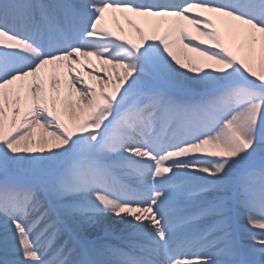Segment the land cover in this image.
Listing matches in <instances>:
<instances>
[{
    "label": "snow or ice",
    "instance_id": "1",
    "mask_svg": "<svg viewBox=\"0 0 264 264\" xmlns=\"http://www.w3.org/2000/svg\"><path fill=\"white\" fill-rule=\"evenodd\" d=\"M0 264H264V0H0Z\"/></svg>",
    "mask_w": 264,
    "mask_h": 264
},
{
    "label": "bare ground",
    "instance_id": "2",
    "mask_svg": "<svg viewBox=\"0 0 264 264\" xmlns=\"http://www.w3.org/2000/svg\"><path fill=\"white\" fill-rule=\"evenodd\" d=\"M106 24L108 27H110L111 29H113L114 31H118V27L117 25L119 24L120 26H122L124 28V34L126 35H130L134 40H139V37L135 35L134 31L130 28L129 25H127V23L124 21L123 17L121 14L117 13L116 14V18L114 19L111 15L106 13ZM190 27V26H189ZM193 33L195 34V30L192 29ZM188 55L190 56H194V53H188ZM93 61L95 62V58H92ZM98 63V62H96ZM87 78V77H86ZM113 220H115V218H113ZM104 226L103 225H99L96 227H92V226H85L83 232H81V230L77 229L75 231H73L72 233H75V235L77 237L83 236L85 233H89L91 235L94 234H99L101 232H104ZM112 236L114 235V233H117L119 236V239L122 235H124V225L119 224V223H112L110 222V227H109V231ZM71 238L73 239L72 234L70 235V237H64L63 233H61L58 237L57 240L60 242L59 245H63L65 243H67V245H69L71 243ZM56 240V242H57ZM58 245V246H59Z\"/></svg>",
    "mask_w": 264,
    "mask_h": 264
},
{
    "label": "rangeland",
    "instance_id": "3",
    "mask_svg": "<svg viewBox=\"0 0 264 264\" xmlns=\"http://www.w3.org/2000/svg\"><path fill=\"white\" fill-rule=\"evenodd\" d=\"M89 234V233H88ZM90 235V234H89Z\"/></svg>",
    "mask_w": 264,
    "mask_h": 264
}]
</instances>
